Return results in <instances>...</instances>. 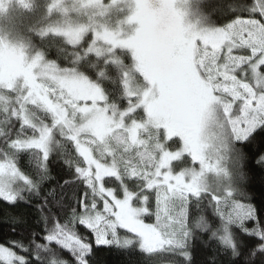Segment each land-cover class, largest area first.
Segmentation results:
<instances>
[{
    "label": "snow or ice",
    "instance_id": "snow-or-ice-1",
    "mask_svg": "<svg viewBox=\"0 0 264 264\" xmlns=\"http://www.w3.org/2000/svg\"><path fill=\"white\" fill-rule=\"evenodd\" d=\"M253 161L264 0H0V264H264Z\"/></svg>",
    "mask_w": 264,
    "mask_h": 264
},
{
    "label": "trees",
    "instance_id": "trees-1",
    "mask_svg": "<svg viewBox=\"0 0 264 264\" xmlns=\"http://www.w3.org/2000/svg\"><path fill=\"white\" fill-rule=\"evenodd\" d=\"M21 166L24 168H28L30 166L28 156H25L22 159ZM249 167V191L255 197L256 205L259 206L264 203V169H261L258 165H256L255 161H253ZM50 169L51 174L54 177L52 182L53 184H55L56 181H60L62 183L63 179L68 178L60 169L58 161L50 164ZM16 211L26 213L30 221H32L36 215L34 207L25 208L21 206V208ZM21 235H23L21 229L17 228L15 231L12 230L11 224L5 218L4 210L0 208V244H3L7 240L16 239ZM199 255L202 256L203 253H200ZM99 260L100 264H137L138 257L121 254L116 251H105L100 254Z\"/></svg>",
    "mask_w": 264,
    "mask_h": 264
}]
</instances>
